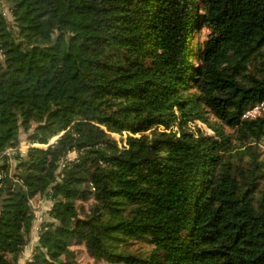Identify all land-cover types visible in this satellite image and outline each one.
Wrapping results in <instances>:
<instances>
[{
  "label": "trees",
  "instance_id": "obj_1",
  "mask_svg": "<svg viewBox=\"0 0 264 264\" xmlns=\"http://www.w3.org/2000/svg\"><path fill=\"white\" fill-rule=\"evenodd\" d=\"M262 102L264 0H0V264H264Z\"/></svg>",
  "mask_w": 264,
  "mask_h": 264
},
{
  "label": "rangeland",
  "instance_id": "obj_2",
  "mask_svg": "<svg viewBox=\"0 0 264 264\" xmlns=\"http://www.w3.org/2000/svg\"><path fill=\"white\" fill-rule=\"evenodd\" d=\"M6 17L8 19H10L8 13H6ZM195 37H196V35L193 34V39ZM201 38H202V40H204V38H206L205 33L201 34ZM172 127H173V129H172L173 131H175L177 129L175 126H172ZM188 127H189L190 131L193 132V133H195L197 130L209 132V130L206 128V126H204L202 123H199V122H191V123L188 124ZM126 135H127V133H123V137L126 136ZM112 137L116 141H119V139H120L119 135H116V134H112ZM19 139H20L21 142H25V143L28 142L27 136L24 133L20 134V138ZM36 206H37V203H34V211L38 212L37 210H39L40 208H39V205L37 207ZM82 206L84 207V205H82L80 202H77L78 210H80V208ZM79 213H80L81 216H84V214H85L84 208H83V212H79ZM43 215H45V216H43ZM42 216H43V221L48 219L47 215L45 214L44 211L42 212ZM40 217H41V215H40ZM71 249H73V251L75 252V254H76L77 258H78V261L81 264H104V263H96V262H94V260L89 256V254L84 250V248L79 246V245H73L71 247Z\"/></svg>",
  "mask_w": 264,
  "mask_h": 264
},
{
  "label": "crops",
  "instance_id": "obj_3",
  "mask_svg": "<svg viewBox=\"0 0 264 264\" xmlns=\"http://www.w3.org/2000/svg\"><path fill=\"white\" fill-rule=\"evenodd\" d=\"M20 141V139H19ZM21 142V141H20ZM74 153L70 154L68 156V158H71L73 159L74 158ZM13 167V166H12ZM34 203H37V206L39 205V210H37L38 212L34 211ZM30 204H31V207H32V211L35 215H38V218L40 220H36L34 218L33 222H32V227H31V232H30V235H29V239H28V242L26 244V247H24L22 253L20 254L19 258H18V261H17V264H20L21 262L23 261H26L33 253V250H34V247L36 246L37 244V235L36 233L34 232L35 228L36 227H39V230H40V225H41V222H43V215L42 216V212L44 211H47L50 206H51V203L46 200L44 197H34L31 201H30ZM36 206V207H37ZM41 215V217H40ZM46 221V220H45Z\"/></svg>",
  "mask_w": 264,
  "mask_h": 264
},
{
  "label": "built area",
  "instance_id": "obj_4",
  "mask_svg": "<svg viewBox=\"0 0 264 264\" xmlns=\"http://www.w3.org/2000/svg\"><path fill=\"white\" fill-rule=\"evenodd\" d=\"M263 109H264V102H262L261 104L255 106L253 109L247 111L244 114L243 118H255V117H258V116L261 115ZM34 145H31L28 142L25 143V142H20L19 141L18 145L15 148L8 149L4 153L0 154V161H2L3 158H5L7 163L12 165L14 163V158L15 157H19V158L24 157L26 152H27V150H28V148H30L31 146H34ZM10 179H12L13 181H17L16 179H14L12 177ZM34 218L36 220H40L38 218V215H35L33 213V220H34ZM34 232L36 233V235H38L39 227H36ZM32 256H33V253L26 261H23L20 264H30L31 261H32Z\"/></svg>",
  "mask_w": 264,
  "mask_h": 264
},
{
  "label": "water",
  "instance_id": "obj_5",
  "mask_svg": "<svg viewBox=\"0 0 264 264\" xmlns=\"http://www.w3.org/2000/svg\"><path fill=\"white\" fill-rule=\"evenodd\" d=\"M54 141H55V139H54L53 141H51L50 144L53 143ZM7 186H8L9 188H10V187H14V189H16L17 191H19L20 188H21L20 183H19L18 181H13L12 179H10V180L8 181V185H7Z\"/></svg>",
  "mask_w": 264,
  "mask_h": 264
}]
</instances>
